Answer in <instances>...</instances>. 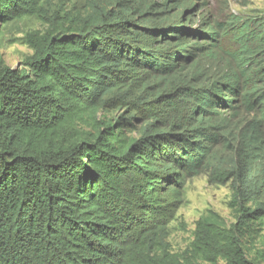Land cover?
Returning <instances> with one entry per match:
<instances>
[{"label":"trees","instance_id":"trees-1","mask_svg":"<svg viewBox=\"0 0 264 264\" xmlns=\"http://www.w3.org/2000/svg\"><path fill=\"white\" fill-rule=\"evenodd\" d=\"M178 16L156 0H0V29L32 50L21 67L0 55V264H261L247 240L264 225V12ZM189 38L214 63L231 45L221 79L195 86ZM205 172L231 184L236 221L202 217L174 252Z\"/></svg>","mask_w":264,"mask_h":264},{"label":"rangeland","instance_id":"rangeland-1","mask_svg":"<svg viewBox=\"0 0 264 264\" xmlns=\"http://www.w3.org/2000/svg\"><path fill=\"white\" fill-rule=\"evenodd\" d=\"M157 9L166 8L170 10L173 18L178 14L175 13L179 5V20L187 27L190 24L199 25V22L207 19L204 27H212L214 20H226L231 14L247 16L264 12V0H180L171 3L165 0H156ZM41 29L42 26L36 20H31L27 27L22 28ZM17 25L6 26L0 29V55L11 67H21L25 57L32 54V50L21 41L23 34L19 32ZM188 49L194 53L195 59L189 67V74L202 70L207 77L198 83V79L194 78L196 87L208 86L210 80L220 78L225 72L227 58L226 52H229L231 45L228 42L222 44V63H214L212 59V42L208 39L196 40L189 38L187 40ZM194 46H203L204 48L194 49ZM221 79V78H220ZM226 98H235L231 93H224ZM225 118L230 120L231 127L235 131L241 124V118L235 117L231 111L225 113ZM222 149V148H221ZM223 150V149H222ZM224 157L227 153L223 150ZM187 202L179 211V218L175 221L171 228L172 234L170 244L172 250L177 253L184 252L194 239V231L196 223L202 217H210L224 227L229 228L235 221V211L230 207L232 201L231 184H212L210 182V174L203 173L200 176L190 179L187 183ZM256 239H248L250 241L248 253L252 257H256L261 264H264V225L262 228H256ZM210 264V263H205ZM218 264H225L220 261Z\"/></svg>","mask_w":264,"mask_h":264}]
</instances>
